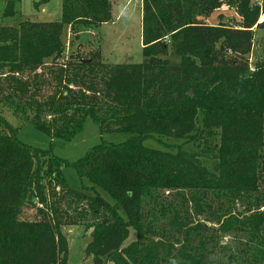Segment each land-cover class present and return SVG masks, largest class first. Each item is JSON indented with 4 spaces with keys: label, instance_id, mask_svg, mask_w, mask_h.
I'll use <instances>...</instances> for the list:
<instances>
[{
    "label": "trees",
    "instance_id": "obj_1",
    "mask_svg": "<svg viewBox=\"0 0 264 264\" xmlns=\"http://www.w3.org/2000/svg\"><path fill=\"white\" fill-rule=\"evenodd\" d=\"M226 1L236 17L210 23L221 0H141V62L109 63L96 52L62 59L65 28L110 21L111 0H61L57 20L0 23V103L25 112L24 120L50 138L70 140L86 117L100 133L129 134L68 162L21 142L0 114V264H66L64 225L90 230L84 252L91 264H222L219 234L239 231L249 250L242 263L264 264V61L249 70L253 27L264 39V4ZM10 2L4 16L13 12ZM195 133L205 142L218 136L213 171L194 151L143 144L156 134ZM66 165L115 202L85 185L69 188ZM158 190L190 195L182 200L191 210L170 222L207 234L159 235L142 211ZM26 207L34 209L32 219L22 217ZM192 215L204 218L194 222ZM130 228L135 239L124 245Z\"/></svg>",
    "mask_w": 264,
    "mask_h": 264
},
{
    "label": "rangeland",
    "instance_id": "obj_2",
    "mask_svg": "<svg viewBox=\"0 0 264 264\" xmlns=\"http://www.w3.org/2000/svg\"><path fill=\"white\" fill-rule=\"evenodd\" d=\"M8 1L10 0H0V23L3 25L16 27L25 18L37 21H51L60 18L61 0H11L9 7L13 12L4 16L3 12ZM250 1L254 4L259 3V6L264 4L263 0ZM111 2L112 18L110 21L99 25L88 26L80 24L65 28L63 32L65 44L64 55L62 56L63 60L74 59L78 56H89L91 53L96 52L101 60L109 63L142 61L141 0H111ZM233 16L236 17L233 5H229L226 0H221V5L217 9L216 14L206 17V20L210 23L217 22L218 20L228 22L229 18ZM253 29L254 40L249 55L250 71L254 70L256 66L261 65L264 61V39L262 38L261 30L254 27ZM62 59L61 61H63ZM0 114L16 128L17 138L21 142L35 147L51 149V152L55 156L68 162L78 160L90 147L100 143L102 140L122 142L129 137L128 133L118 131L100 133L98 124L91 117H86L82 129L70 140L64 141L58 138H50L46 133L37 130L33 125L24 120L25 112H15L12 104L0 103ZM196 135L197 133L193 136L173 138L156 134L144 139L143 144L149 148L172 152L178 149L194 151L199 156L201 163L213 171L217 163V154L212 146L218 142V136H210L205 142L203 136L196 137ZM61 175L69 188L81 190L85 185V192L92 193L95 190L110 203L113 204L115 202L107 191L93 185L87 178L80 177L73 166H63L61 168ZM260 189V192H264V188ZM184 192L166 190L159 192L158 190L155 200L147 198L143 200L142 211L144 216L154 220L159 235H170L176 240L187 236L188 238L194 237L196 240L200 235L207 234L206 231H203L204 233H196V230L190 228L180 231L175 227V224H171L170 219L174 214H182L184 209L191 210V204L182 200V198H185L183 196ZM168 204L170 205L168 206ZM213 205L215 206L216 204ZM225 206L227 204H223V207ZM161 207L164 211L160 210ZM242 208L243 203L238 202L233 206L232 210L237 213ZM33 213V208L26 207L22 212V217L32 219ZM192 218L195 222L203 220L204 217L192 215ZM205 223L214 226L208 221ZM210 228L213 227H209V230ZM89 231H84V228L80 225L62 226V232L66 236L68 246L66 264H91V256H86L84 252L85 245L90 240ZM219 235V241L215 247L219 261L222 264H244L242 261L249 258L245 257V253H249V250L246 249L247 237L245 232L239 231L234 235L231 233ZM134 239L135 231L130 228L124 245ZM241 248H243V251H240Z\"/></svg>",
    "mask_w": 264,
    "mask_h": 264
},
{
    "label": "crops",
    "instance_id": "obj_3",
    "mask_svg": "<svg viewBox=\"0 0 264 264\" xmlns=\"http://www.w3.org/2000/svg\"><path fill=\"white\" fill-rule=\"evenodd\" d=\"M258 4H259V3H258ZM260 20H261V19H260ZM218 21H224V20H218ZM218 21H217V22H218ZM224 22H225V21H224Z\"/></svg>",
    "mask_w": 264,
    "mask_h": 264
},
{
    "label": "bare ground",
    "instance_id": "obj_4",
    "mask_svg": "<svg viewBox=\"0 0 264 264\" xmlns=\"http://www.w3.org/2000/svg\"><path fill=\"white\" fill-rule=\"evenodd\" d=\"M260 19H262V16L260 17Z\"/></svg>",
    "mask_w": 264,
    "mask_h": 264
}]
</instances>
